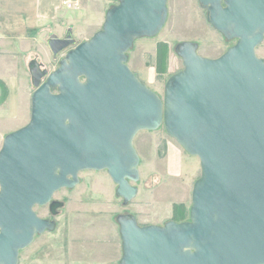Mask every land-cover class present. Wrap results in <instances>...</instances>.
Wrapping results in <instances>:
<instances>
[{"label":"water","instance_id":"water-1","mask_svg":"<svg viewBox=\"0 0 264 264\" xmlns=\"http://www.w3.org/2000/svg\"><path fill=\"white\" fill-rule=\"evenodd\" d=\"M209 22L237 42L217 58L185 41V68L171 76L164 100L127 64L136 37L165 24L168 0H119L101 30L76 43L69 30L52 35L48 72L33 59L28 123L6 134L0 149V264H18L36 233L53 228L35 205L52 214L54 194L78 182L85 169H106L125 202L138 187L141 130L164 124L167 133L200 159L190 220L140 225L119 217L120 264H264V0H199ZM57 88L58 91L53 90Z\"/></svg>","mask_w":264,"mask_h":264},{"label":"rangeland","instance_id":"rangeland-1","mask_svg":"<svg viewBox=\"0 0 264 264\" xmlns=\"http://www.w3.org/2000/svg\"><path fill=\"white\" fill-rule=\"evenodd\" d=\"M118 3L119 0H85L77 9L62 7L67 16L62 20L58 36L64 38L71 30L76 43L90 39L102 29L107 12ZM207 14V8L199 0H168L162 29L153 36L136 37L127 50V64L163 100L169 78L185 68L184 59L177 51L180 43L194 42L200 55L217 58L237 42V38H228L216 29ZM51 36L46 34L28 41L12 56L16 65L13 73L20 77L21 84L26 82L31 92L21 104L26 116L20 121L4 116L8 93L2 94L0 107L4 117L0 119V149L6 131L16 130L30 120L35 90L30 62L36 59L42 68L52 72L71 48L54 56L48 44ZM256 53L264 59V38ZM134 146L140 158L139 178L132 181L138 187L137 195L125 202L116 193L118 185L106 169L80 171L74 186L64 187L54 194L53 200L64 202L57 214L51 213L49 203L35 205L38 215L50 219L54 227L36 233L32 243L20 250L18 264H120L123 256L120 216L131 214L140 225H165L176 221L174 216L190 220L193 188L201 176L199 157L188 153L171 137L164 124L154 130L139 131ZM173 148L181 161L178 166Z\"/></svg>","mask_w":264,"mask_h":264},{"label":"crops","instance_id":"crops-1","mask_svg":"<svg viewBox=\"0 0 264 264\" xmlns=\"http://www.w3.org/2000/svg\"><path fill=\"white\" fill-rule=\"evenodd\" d=\"M64 16L67 15L62 10L61 0H0V104L3 83L8 89L5 101L7 113L5 115L0 107V119L4 116L14 121L24 119L26 109L21 104L27 101L26 97L31 92L26 82L21 84L20 77L13 73L16 65L12 62V56L28 41L46 34L59 37ZM172 152L177 155L175 163L178 166L180 158L174 148Z\"/></svg>","mask_w":264,"mask_h":264},{"label":"built area","instance_id":"built-area-1","mask_svg":"<svg viewBox=\"0 0 264 264\" xmlns=\"http://www.w3.org/2000/svg\"><path fill=\"white\" fill-rule=\"evenodd\" d=\"M82 2L85 0H61V5L65 9L72 10L80 7Z\"/></svg>","mask_w":264,"mask_h":264},{"label":"trees","instance_id":"trees-1","mask_svg":"<svg viewBox=\"0 0 264 264\" xmlns=\"http://www.w3.org/2000/svg\"><path fill=\"white\" fill-rule=\"evenodd\" d=\"M2 87H3V91H4L3 94H6L7 95L8 91H7V87L4 85V83H3V86ZM174 220H176V221H183V219H178L177 216L176 217L174 216Z\"/></svg>","mask_w":264,"mask_h":264}]
</instances>
